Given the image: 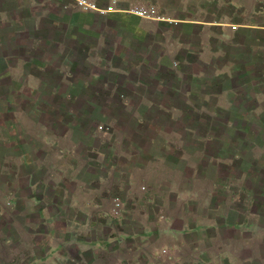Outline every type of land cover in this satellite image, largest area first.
Wrapping results in <instances>:
<instances>
[{"label":"rangeland","instance_id":"374dc122","mask_svg":"<svg viewBox=\"0 0 264 264\" xmlns=\"http://www.w3.org/2000/svg\"><path fill=\"white\" fill-rule=\"evenodd\" d=\"M153 5L157 16H162L160 7ZM175 5V0H169V8ZM204 5L216 15H227L233 24H264V0H212ZM19 13L26 19L31 14L24 8L19 11V0H0V264H15L24 253L42 255L50 229L66 243L70 220L78 222L71 225L74 231L94 216L104 227L88 232L89 239L139 233L146 226L157 230L144 242L119 240L118 250L104 252L99 264H264V106L260 112L250 109L264 105V54L259 74L239 68L237 82L213 86L207 80L215 91L239 84L236 89L241 95L230 111L215 108L213 100L208 103L212 110L203 113L149 111L140 106L142 100L148 101L145 97H97L83 91L80 79L87 78L91 69L77 63L84 54L81 48L72 42L68 55H55L57 49L51 47L47 32L19 34ZM39 35L43 51H21L28 62L19 72L13 59L19 56V40L29 46L31 37ZM257 35L264 44V30ZM65 69L73 71L68 81L63 80ZM67 83L75 87V95ZM121 84L118 90L124 93L144 91L127 81ZM204 86L203 82L199 92ZM165 134L173 144L166 143ZM205 140L208 143L201 146ZM192 153L204 155L190 162L201 175V181L194 183L187 180L190 169L178 161L179 154ZM205 157L215 163L206 164ZM152 161L158 162L147 167L146 179L129 178L131 170ZM175 170L183 171L182 182ZM85 182L92 189L90 195L82 190ZM148 186L160 188L163 194L143 208V199L155 196L144 194ZM171 187L186 195L170 192ZM36 196L38 201L33 203L31 198ZM70 196L91 203L73 207L68 205ZM47 200L52 204L47 205ZM43 211L53 216L52 223H35ZM163 217L169 219L171 229L157 223ZM183 228L189 232L177 234ZM116 246L113 243L110 250ZM70 251L74 258L78 249L73 245ZM95 255V250L89 251L87 260Z\"/></svg>","mask_w":264,"mask_h":264},{"label":"crops","instance_id":"0c3cea01","mask_svg":"<svg viewBox=\"0 0 264 264\" xmlns=\"http://www.w3.org/2000/svg\"><path fill=\"white\" fill-rule=\"evenodd\" d=\"M96 1L101 7H107L112 3V0H104L105 4H103V0ZM132 1L123 0L117 6L121 9L127 8L135 5V2ZM145 1L157 4L162 16L141 17L123 10L84 11L75 7L70 0H19V11L24 8L31 13L27 19L19 13V34L25 33V31L30 35L39 34L42 31L47 32L48 38L53 44L50 46L56 47L57 50L54 54L59 57L68 55L70 48L74 46L72 42H75L74 47L79 46L84 52L77 57L80 58L77 63L87 65L91 69L89 73L87 72V78L84 76L80 79L83 81L82 86L84 87L80 88L83 91L92 92L97 97L101 95L125 98L133 95L145 97L148 101L142 100L140 106H145L149 111L159 112H208L212 110L208 105L212 100L215 101V108L221 107L227 111L234 109L236 99L241 95L236 89L239 84L236 83L235 86L223 87V89L215 91L212 86H208L207 80H212L213 86L223 84L225 81L237 82L238 75L236 74L239 68H243L247 73L256 74L258 67L263 62L264 54V44L257 41V33L264 30V24L244 22L233 24L227 15H216L204 5V2L212 0H175L176 5L171 8L168 7L169 0ZM36 9H39L38 13H34ZM53 9H58L59 12ZM47 19H49L48 22ZM21 24H26L27 29H23ZM250 37L251 41L247 39ZM38 38L31 37L32 41L29 46H23L19 40V56L13 58L14 64H19V72L28 62L20 55L21 51L32 52L38 49L43 51V46L39 42L41 36L39 35ZM11 66L13 65L11 64ZM92 69L94 70L92 71ZM11 70H13L12 67ZM56 70L60 71L59 68ZM62 72L67 74L63 80L68 81V75L73 71L65 69ZM124 81L129 82L128 85L132 84V87H142L144 91L124 93L118 90V86L122 85L121 83ZM203 82L206 87L204 86V90L199 92ZM215 82L218 83L215 84ZM68 86L67 89L74 93L75 87L69 84ZM105 90H108L109 93L102 94V91ZM252 97L260 96L253 94ZM178 103H183L184 106L181 107ZM263 106L256 104L250 109L260 112ZM162 137L167 139L166 143H174L167 138L168 135L165 134ZM176 142L178 143L179 140ZM200 143L202 146L208 142L205 140ZM194 156L198 157L200 161L204 155L196 156L192 153V155L182 156L179 154L178 156L181 166L190 169V179L187 180L193 183L197 180L201 181L199 179L201 175L194 168V163L190 165ZM26 160L28 159L26 158ZM205 160L206 164L215 163L214 160L211 161L207 157ZM157 162L152 161L143 165L142 168L131 170L132 174L130 171L129 178L134 182L142 177L146 179L147 167H151ZM175 172L181 173L179 177L182 182L184 180L183 171L175 170ZM98 178L100 181L103 180L99 176L96 179ZM39 183L43 182L39 181ZM83 185L86 186H81L82 190L85 194L90 195L92 189H89L91 188L88 187L89 184L85 182ZM30 188H33L32 192H35L34 185ZM212 188L214 186L211 185L210 189ZM140 189L139 191H141ZM151 189L148 186V190L144 191V194L155 193V196L145 197L141 202L143 208L151 206L152 198L160 197L159 195L163 194L160 188L157 191ZM169 190L180 197L186 195V192L180 188L171 187ZM31 199L33 203L38 201L37 196ZM88 203H91L90 199H87L86 203H79L75 196H70L68 205L84 208L82 206ZM49 204L52 202L47 205ZM143 214L145 215V211ZM42 215V219L36 221V224L40 225L45 221L52 223L53 216H49L50 214H46L45 211L42 212ZM163 218V221L156 220L157 223L165 224L168 226V230L171 229L169 219ZM72 224L75 226L78 222L69 221V226L66 229L68 235L66 243L59 240L57 235L52 232L53 229H50L48 230V234L50 233L48 244L45 246L43 254L40 256H35L33 252L21 254L15 264H61L65 262L99 264L100 259L98 258L103 256L104 252L115 253L118 250L119 240L138 239L144 242L150 239L155 231L157 232L154 226H146L139 233L128 232L125 236L115 233L98 239H89L85 237L88 232L104 227L96 216L90 218V221L83 222L81 226H76L74 231ZM161 226L158 229H161ZM168 230L165 231L168 232ZM194 230L197 229L193 228ZM178 231L177 234L184 235L189 232V229L183 228ZM5 241L9 242L10 239L6 238ZM19 241L24 242L25 239L19 238ZM115 242L118 243V246L110 250V245ZM73 245L78 249L74 254V258H78V262L70 257L73 254L70 251ZM40 250H42L41 247ZM92 250L96 251V255L93 260H87V253ZM122 263L125 264V262Z\"/></svg>","mask_w":264,"mask_h":264},{"label":"built area","instance_id":"2783aa9c","mask_svg":"<svg viewBox=\"0 0 264 264\" xmlns=\"http://www.w3.org/2000/svg\"><path fill=\"white\" fill-rule=\"evenodd\" d=\"M123 0H112V3L107 7H101L96 0H70V2L77 8L84 11H110V10H123L127 13L138 15L141 17H156L157 8L153 4L147 5H131L127 8H119L117 5Z\"/></svg>","mask_w":264,"mask_h":264}]
</instances>
